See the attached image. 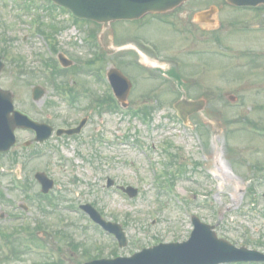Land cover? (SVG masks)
<instances>
[{
    "label": "rangeland",
    "instance_id": "374dc122",
    "mask_svg": "<svg viewBox=\"0 0 264 264\" xmlns=\"http://www.w3.org/2000/svg\"><path fill=\"white\" fill-rule=\"evenodd\" d=\"M214 2L218 9L214 54L182 57L185 65L181 71L186 75L196 73L194 80L187 81L192 99L206 101L204 111L193 115L185 126L173 109L178 99L171 91L173 84L133 71L130 60L122 54L124 50L108 55L102 49L96 67L106 70L117 65L128 77L131 75L134 89L128 96V106L142 105L139 96L147 93L145 104L152 106L150 121L121 110H83L90 101L84 94L77 104L69 105L48 81L49 68L43 63L47 54L35 27L27 21L39 14L43 30L50 31L51 23L56 25L48 40L73 60V68L81 66L76 71L68 69L67 77L59 81H68L75 90L103 96L107 85L92 71L94 65L85 64L93 61L95 53L100 54L98 46L89 43L93 41H88L87 30L95 33L99 28L92 23L77 25L66 13L53 12L56 16L50 17L40 0L38 7L30 10L18 8L11 0H0V53L5 52L0 87L13 93L17 108L54 127L66 123L73 126L81 117H88L80 134L53 136L43 144L25 146L24 141L33 140L31 131L17 129L16 145L0 155V188L10 201L0 203V230L9 232L11 247L16 243L11 234L23 224L22 229L30 231L31 240L40 246L30 249L16 243L20 249L10 258L2 255L7 249L0 250V264H82L95 257L130 256L159 242L186 240L193 214L214 225L217 235L232 244L264 252V133L257 132L264 130V9L242 11L221 0ZM188 16L180 12L183 20ZM111 28L113 47L118 48L127 43L122 39L127 30L133 31L132 24L112 23ZM146 32L149 39L156 37L162 45L154 41L166 48L162 54L167 57H177L188 45H206L205 31L202 35L200 30L194 32L191 42L176 33ZM36 84L45 89L37 102L31 99ZM202 114L219 126L201 121ZM208 148L212 149L210 158ZM39 150L42 153L37 155ZM36 171L45 172L54 181L47 194L52 200L39 196L40 186L33 177ZM167 171L174 176H167ZM108 179L113 180L110 187ZM171 179L176 196L158 189L161 182ZM250 183L258 194L255 205L245 195ZM23 184L29 186L28 194ZM117 185H131L138 193L130 198ZM83 203L91 204L105 220L118 223L125 245L119 246L112 235L79 210L78 205Z\"/></svg>",
    "mask_w": 264,
    "mask_h": 264
},
{
    "label": "water",
    "instance_id": "95a60500",
    "mask_svg": "<svg viewBox=\"0 0 264 264\" xmlns=\"http://www.w3.org/2000/svg\"><path fill=\"white\" fill-rule=\"evenodd\" d=\"M56 2L69 7L75 14L92 18L102 22L106 33L110 32L109 22L124 18H137L148 11H164L171 8L180 0H55ZM232 3H241L242 0H228ZM245 1V0H244ZM1 67V64H0ZM109 78L121 101H124L128 94L130 83L117 70L108 72ZM11 94L0 90V150H7L15 141L13 130L16 126L35 127L41 131V137H46V126L36 125L25 116L13 112ZM72 132V131H67ZM41 138V139H42ZM37 177L43 184V190L47 191L52 186V180H48L43 174ZM131 195L135 190L127 189ZM92 217L103 224L106 228L115 232L124 244V237L120 227L116 224L104 223L98 213L91 207H84ZM195 230L188 241L183 243L159 244L151 249H144L136 264H217L220 262L237 261L243 259H262L263 255L249 251L243 247L236 248L223 239H218L210 231V227L200 223L194 218ZM132 257V258H133ZM127 259L99 260L85 264H120L117 261Z\"/></svg>",
    "mask_w": 264,
    "mask_h": 264
},
{
    "label": "flooded vegetation",
    "instance_id": "af4514ba",
    "mask_svg": "<svg viewBox=\"0 0 264 264\" xmlns=\"http://www.w3.org/2000/svg\"><path fill=\"white\" fill-rule=\"evenodd\" d=\"M210 1L211 0H187L174 10L165 13V19L159 20L155 18V21L162 27L171 29L175 32L180 30L183 32H190L200 26L201 32L204 33L203 31H205L207 34L206 40L209 42L212 40L211 35L213 37V25H211V28L205 29L201 24H212L210 23V20L212 19L210 14L214 11V4H210ZM180 12L185 16L189 14L186 20H183L180 17ZM199 13H202L201 16L198 15Z\"/></svg>",
    "mask_w": 264,
    "mask_h": 264
}]
</instances>
